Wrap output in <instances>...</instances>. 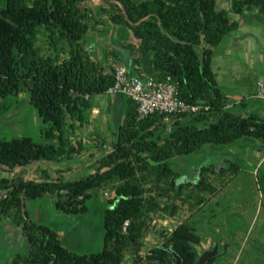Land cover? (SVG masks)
<instances>
[{
	"label": "trees",
	"instance_id": "trees-1",
	"mask_svg": "<svg viewBox=\"0 0 264 264\" xmlns=\"http://www.w3.org/2000/svg\"><path fill=\"white\" fill-rule=\"evenodd\" d=\"M86 1L0 0V98L18 96L26 89L30 104L48 126L46 143H36L31 137H0V170L4 173L39 162L71 159L82 144L78 149L70 146L68 121L84 126L93 109L92 98L108 94L114 86L115 69L106 73L83 46L92 16L82 9ZM112 1L113 24L127 27L140 42L137 65L142 66L151 55V70L174 79L182 99L207 104L211 111L190 119L188 125H182L185 116H174L176 129L160 141L156 137L166 128L165 116L155 114L140 120L136 103L128 98L117 142L99 160L95 174L78 181L0 177V225L10 220L30 245L25 255H16L10 264H125L127 253L133 256L131 264H176L177 258L181 264H198L195 247L202 238L188 222L164 234L163 243L143 255L148 215L162 209L161 200L181 196L188 187L198 194L214 193L217 188L211 179L232 178L240 169L234 163L219 170L215 164L194 166L197 178L187 182L172 170L170 161L207 146H228L245 138L264 147V118L226 111L228 101L212 68L215 49L240 28L226 10L219 9L217 0ZM231 6L237 15L256 12L264 18V0H232ZM41 27L48 31L54 48L61 41L69 45L68 59L59 62L40 55L36 41ZM260 181L264 185V175ZM110 185L114 196L104 212L100 253L72 251L55 229L30 217L27 203L46 196L54 197L56 209L64 214L84 215L93 193ZM190 199L204 203L203 197L197 200L191 194ZM218 257L206 264H215Z\"/></svg>",
	"mask_w": 264,
	"mask_h": 264
},
{
	"label": "rangeland",
	"instance_id": "rangeland-1",
	"mask_svg": "<svg viewBox=\"0 0 264 264\" xmlns=\"http://www.w3.org/2000/svg\"><path fill=\"white\" fill-rule=\"evenodd\" d=\"M112 2L87 0L82 4V9L92 14L89 19L91 29L83 43L92 59H96L97 49L91 44H95L96 40L103 36L113 33V42L110 45L120 48L117 41L123 33L118 32L119 37L114 36L115 25L110 18ZM217 2L220 10H226L232 21L241 24L240 30L235 34L244 39L232 51L224 54L217 51L213 58V71L217 75L219 87L228 99L226 111L240 113L242 117L255 114L264 118V101L254 96L257 83L264 80V18L256 12L237 15L232 10V0ZM101 33L104 35H100ZM36 47L44 58L51 57L59 62L69 58V45L61 41L54 48L44 27L39 28ZM198 53L202 54L200 48ZM128 57L122 55L121 59L128 62ZM130 60L133 61L132 58ZM96 62L103 65L101 59ZM105 68L106 73L112 74L114 67ZM110 97L113 98L111 108L117 115L121 107L118 105L119 92L93 97V109L87 113L84 126L76 121H68L67 138L70 146L78 149V144H82V149L71 159L61 163L39 162L6 173L0 170V177H21L25 181L34 182L78 181L95 174L99 160L108 155L117 142L118 117L113 116L114 120L111 122L102 111L104 104L110 103ZM0 107L2 139L31 137L36 143H46L44 131L48 126L43 124L38 112L30 104V94L26 89L18 96L0 98ZM123 120L124 116L122 123ZM164 122L166 128L156 137L160 141L169 137L176 129L175 118L164 119ZM189 123L191 121L187 118L182 125ZM213 155L231 157V160L222 157L221 163L217 165L218 170L221 167L229 168L230 164L234 163L240 169L239 172L232 178L211 179L217 188L214 193L198 194L192 187H188L181 196L173 195L172 198L161 200L162 209L148 215L149 228L142 239L143 255L161 245L164 234H170L175 226L188 222L197 227L203 239L201 246L197 248L199 253L204 254L219 248L217 264H264V185L260 181L264 175V147L252 138H245L228 146H207L193 155L171 160V167L174 172L180 174L181 181L187 179L188 182H194L197 178L194 166L212 164L215 160ZM191 194L197 200L203 197L204 203L197 204L196 200H191ZM113 196L111 185L101 191H95L93 198L87 203L88 212L78 216L57 210L55 198L51 196L30 201L27 208L36 223L56 229L69 249L80 254H96L104 247V212L108 200ZM174 207L176 209L171 214ZM74 244H79L80 247L71 246ZM29 248V242L22 235L21 229L14 226L10 220H3L0 225V264H10L16 255H25ZM126 256L125 264H131L132 254L127 253Z\"/></svg>",
	"mask_w": 264,
	"mask_h": 264
},
{
	"label": "built area",
	"instance_id": "built-area-1",
	"mask_svg": "<svg viewBox=\"0 0 264 264\" xmlns=\"http://www.w3.org/2000/svg\"><path fill=\"white\" fill-rule=\"evenodd\" d=\"M113 76L115 82L109 93L119 92L134 101L140 120L155 114L164 115L166 120L177 115L192 119L211 111L207 104H193L182 99L178 83L171 77H162L156 71L139 74L135 70L119 65L115 68ZM254 96L264 101V80L257 83Z\"/></svg>",
	"mask_w": 264,
	"mask_h": 264
},
{
	"label": "crops",
	"instance_id": "crops-1",
	"mask_svg": "<svg viewBox=\"0 0 264 264\" xmlns=\"http://www.w3.org/2000/svg\"><path fill=\"white\" fill-rule=\"evenodd\" d=\"M240 28H241V24H240ZM240 28H239V30H240ZM114 31H115L114 32L115 33V35H114L115 37H119V34H117L118 32L123 33V36L122 37H119L120 40L117 41V44H119L120 48L119 47L118 48L117 47H113V45H110L113 42V40L111 39V37H112L111 35H113V33H111V34H109L107 36H103L101 39H97L96 42H95V44H91V45L96 46V49H97V53L95 55L96 56V59H94V58L93 59L95 61L101 59V63H103V65L105 67L112 66L115 69L117 66L123 65V66L127 67L129 70H133V71L135 70V72H137L139 74H142V73H150L151 72V59H152V56L151 55H149L147 57L145 63H143L142 66H138L137 63H136V60L139 58L138 48L140 46V42L134 37L133 33L127 27H120V25H117V26L115 25V30ZM235 32H237V31H235ZM235 32H232L215 49V54L217 53V51H219L220 53H223V54L225 52H227V51L228 52L229 51H232L234 48H236L238 46V44L240 42L244 41V39L242 37H239L238 35H236ZM100 35H104V34L101 33ZM91 47H93V46H91ZM121 54L124 55L125 57H128L129 56L128 57V60H127L128 62H124L121 59V56H122ZM131 58H132L133 61L130 60ZM224 95H225V93H224ZM119 96H120V100H119L118 105H119V107L121 105V107H120V109H118L119 112L117 113V115H115V113L113 112V110L111 108V99H113L111 97L109 98L110 103L109 102L105 103L104 106H103V109L101 108L102 111L105 112V116H106V119L107 120H111V122H112V120H114L113 119V116H115V117L117 116L118 117L117 118L118 119L117 120V128H116L118 130H119V127L122 125L121 124L122 123V116H124V114H125V110H126V106H127V101H128V98H127L126 95H124L122 93H119ZM121 101L123 102L122 104H121ZM227 101H228V99H227ZM262 105H263V108H262V111H263L264 110V103H262ZM246 108H248V106L245 107V110H246ZM106 113H108L109 115L106 114ZM235 114L240 115V113H235ZM186 120H183V121L185 122ZM184 122H182V123H184ZM217 153H222V152H217ZM214 157H215V160L213 161L212 164H215L216 166L221 163L222 157H226V158H228V159L231 160V157L230 156H221L220 155V156H214ZM186 181L188 182L187 179H186ZM191 225H193L197 229V227L194 224H191ZM177 226H175L174 229H176ZM173 230H171V233L173 232ZM197 231H198V229H197ZM202 242H203V239H202ZM202 242H201V244H202ZM201 244L195 247V250H196V252L198 253V255L200 257L203 255V253H199V251H197V248H199L201 246ZM71 246H73L74 248L80 247L79 244H74V245H71ZM217 249L219 250V248H217ZM208 252H210V251H208ZM217 254H218V251H217ZM215 264H217V262Z\"/></svg>",
	"mask_w": 264,
	"mask_h": 264
},
{
	"label": "water",
	"instance_id": "water-1",
	"mask_svg": "<svg viewBox=\"0 0 264 264\" xmlns=\"http://www.w3.org/2000/svg\"><path fill=\"white\" fill-rule=\"evenodd\" d=\"M217 251H218V249L217 248H215L213 251H210V252H206L205 254H203L201 257H200V259H199V261H198V264H206V262L209 260V259H211V258H213V257H215L216 255H217ZM176 264H181V262H180V260L177 258V263Z\"/></svg>",
	"mask_w": 264,
	"mask_h": 264
}]
</instances>
